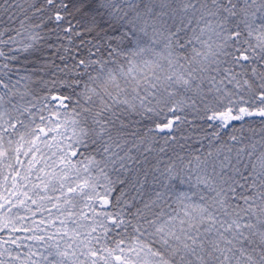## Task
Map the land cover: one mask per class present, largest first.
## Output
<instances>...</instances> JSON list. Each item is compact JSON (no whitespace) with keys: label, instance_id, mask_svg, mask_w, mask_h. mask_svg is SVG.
Segmentation results:
<instances>
[{"label":"snow or ice","instance_id":"1","mask_svg":"<svg viewBox=\"0 0 264 264\" xmlns=\"http://www.w3.org/2000/svg\"><path fill=\"white\" fill-rule=\"evenodd\" d=\"M0 264H264V0H0Z\"/></svg>","mask_w":264,"mask_h":264}]
</instances>
